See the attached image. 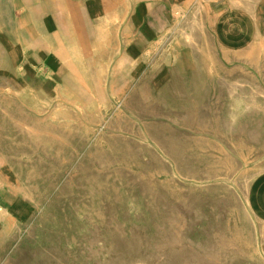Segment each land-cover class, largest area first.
Masks as SVG:
<instances>
[{"label":"rangeland","instance_id":"374dc122","mask_svg":"<svg viewBox=\"0 0 264 264\" xmlns=\"http://www.w3.org/2000/svg\"><path fill=\"white\" fill-rule=\"evenodd\" d=\"M10 1L16 4L14 17L7 0H0V186L13 204L22 185L41 202L30 206L32 214L22 232L0 236V264H200L196 254H183L186 248L207 258L218 253L217 263L212 257L208 264H264V219L252 211L247 199L249 184L264 170L262 127H253L260 121L221 119L226 106L220 98H234L228 108L249 107L238 97L246 94L247 80L261 78L253 72L257 61L244 56L234 66L235 74L230 63L223 71L226 65L208 26L214 19H203L204 26L197 19L193 34L205 43V49L199 48L203 51L199 61L188 54L189 63H180L184 54L177 49L178 61L166 63L164 57L173 59V49L158 38L152 43L161 47L152 57L148 47L141 58L128 57L126 65L117 60L118 43L115 47L110 41L109 48L104 42L93 54L81 50L77 66L63 62L57 69L35 53L28 38H22V31L29 29L18 19L25 5L21 2L17 7L20 0ZM215 1L189 0L186 10L194 4L209 9ZM7 19L15 23L8 24ZM157 56L163 58L158 69L165 65L168 69L156 80L149 73ZM20 64L34 67L36 77L28 78ZM111 99L123 103L115 131L137 129L150 117L163 125L153 144L139 151L141 176L131 184L126 169L119 176L100 171L103 160L120 158L125 151V147L111 148L110 135L90 154L80 152L73 178L59 176L61 161L47 155L61 144L56 132L65 134L63 146L68 149L73 137L88 126L92 130L91 123ZM204 106L218 107L217 133L188 125L192 111ZM20 110L35 119H24ZM45 121L64 126L59 131L40 127ZM29 124L41 136L29 135ZM115 184L120 186L117 193ZM157 185L163 199L158 198ZM196 195L202 197V206L192 202ZM186 196L190 204L182 206ZM173 202L179 206L172 213ZM78 207L89 208L93 218L80 219L75 214ZM197 215H202L196 224L201 234L187 238L183 245L188 223ZM32 225L30 237L27 231ZM68 226L75 230L88 226L102 237L94 243L92 255L73 254L71 246L58 250L61 256L46 247L45 254H34L33 245L42 234L43 240H53L54 233ZM211 228L218 232L217 243L210 242ZM175 229L179 239L173 237Z\"/></svg>","mask_w":264,"mask_h":264},{"label":"crops","instance_id":"0c3cea01","mask_svg":"<svg viewBox=\"0 0 264 264\" xmlns=\"http://www.w3.org/2000/svg\"><path fill=\"white\" fill-rule=\"evenodd\" d=\"M21 2L25 10L18 19L29 26L22 38H28L35 53L57 69L63 62L77 66L81 50L93 54L104 42L109 48L110 41L115 47L118 43L120 65H126L128 57L139 59L177 19L176 6L186 10L190 5L189 0H20L17 7ZM214 4L209 9L203 4L201 10L194 4L188 11L193 12L192 19H218V56L226 65L223 71L229 70L230 63L234 73V66L246 56L257 61L253 72L261 77L247 80L246 94L238 97L247 108H228L234 98L220 97L226 106L221 119L260 121L253 127H262L264 150V0H216ZM7 5L14 17L16 4L7 0ZM229 82L235 83L233 79ZM248 190L252 211L264 219V170L255 175Z\"/></svg>","mask_w":264,"mask_h":264},{"label":"bare ground","instance_id":"6f19581e","mask_svg":"<svg viewBox=\"0 0 264 264\" xmlns=\"http://www.w3.org/2000/svg\"><path fill=\"white\" fill-rule=\"evenodd\" d=\"M198 10L203 9V5H197ZM180 8L179 6H176L177 12V19H174V22L170 24L160 35H159V43L164 45L167 43V46L171 49H173V59L169 57H164L166 60V63H172L178 61L177 54L180 53L184 54L182 59L180 60V63L186 64L189 60L187 56L188 54L192 55L196 61H199L201 54L203 51L200 49H205V43L203 39L199 36L195 37L193 34V24L197 19H192L193 12L188 11ZM202 26H204L206 23L203 19L197 20ZM214 22H209L208 26L213 29V33L215 35L216 41L218 43V19H214ZM197 38V39H196ZM155 43V42H154ZM152 43L150 45V49L148 50L150 53V56L152 57V53L155 52V49L160 48L161 46H158V44ZM166 46V45H164ZM162 46V47H164ZM200 48V49H199ZM179 49V50H177ZM159 50V49H158ZM162 57L157 56V61L153 65V72L151 71L149 74L154 76V78H159L163 73L167 71V65H165L161 70L158 69V66L162 62ZM189 63V62H188ZM23 68H25V73L28 78L36 77V70L34 67L30 66V68L25 64H20ZM135 74V73H134ZM123 103L121 101H116L114 99H111L107 105V109L104 113H102L99 117V119L96 122L91 123L92 130L90 131V126L87 127V130L84 132H81L79 136L73 137L70 147L67 149L63 146L64 140H65V134L63 132H60L59 130L62 129L64 126L63 123H52V121L44 122V124H40V127H49L53 126V128L58 129L56 131V136L58 137V141H60L61 144H59L54 153L47 155H50L51 158L57 159L61 161V167L59 169V176H62V174L65 173L66 175H69L71 178H73V172L76 169L78 158L80 157V152L83 153L86 151L88 154L93 152L95 149H98L101 145L104 139H106L107 136H111V143L112 149L120 148L123 149L125 147V151L121 153V157H114L113 159H107L102 161L103 169L101 168L100 171H108L109 173H115L119 176V171L122 169H126L128 176L126 177V181L130 182L131 184L135 182L139 176H141V173L138 171L139 167L141 166V161L139 158V151L143 149H147V145L153 144V137L157 132H159L163 125L159 122L152 121L149 118V121H146L143 124H139L137 129L129 128L126 130H117L119 129L120 124L119 121V113L123 112ZM218 114V107L215 108H207L204 106L203 109H194L192 111V116L190 117V123L188 124L190 127L195 128L197 131L200 132H218V117L214 116ZM20 114H22L24 119H35L33 116L28 113H25L23 110H20ZM36 118H40L36 116ZM42 118L45 119V117L42 116ZM204 119V120H201ZM213 122H208L207 120H213ZM40 121V120H38ZM27 127V131L29 135L34 136H41V132L37 131L35 129H31V125L29 124ZM121 129V128H120ZM138 134V137L135 138V136ZM124 144V145H123ZM127 152V153H126ZM130 155V158L126 159L125 157ZM116 162V164H112ZM105 167V168H104ZM161 182V181H160ZM19 186V184L17 183ZM113 190L115 193L118 192L119 187L118 185H112ZM157 195L159 199H163V194L160 189H158L157 185ZM20 194L17 195L15 199V203L9 202L5 198V191L3 190L2 186H0V236L4 235H11L14 232H22L24 225L28 224L31 212V205H39L40 200L36 197H34L23 185L19 188ZM248 193L247 192V199H248ZM118 198V196H116ZM187 196L182 200L181 204L182 206H187L190 203L186 200ZM192 202L198 204L199 206L203 205L202 197L196 195L192 198ZM179 205H176L174 202L172 205H170V209L172 210V213L175 211V209ZM83 208V210H81ZM88 209L86 207H78L76 209L75 214L80 219H92V215L88 213ZM213 213V211H210V214ZM160 214V213H159ZM209 215V213L207 212ZM202 215H197L192 217V220L188 223V228L186 229V232L184 234V238L181 239L182 244L185 245L186 239L190 237H197L200 233V231L197 229V225L199 224L198 218H201ZM260 218V217H258ZM262 219V218H260ZM263 220V219H262ZM105 221H102L101 223H104ZM210 226L214 227L215 223L213 221H209ZM204 227L206 228V231H208V223L204 222ZM34 225V224H33ZM31 226L29 230L27 231V234L31 237L34 235V226ZM69 228H61L57 233H54L52 235L53 240H43L46 238L45 234H42V236L39 238V243L33 245L34 254L35 255H43L45 254L44 250L46 248L48 249H54L56 253L61 256V254L58 252V250H61L62 247H72V253L73 254H79V256H83L84 253L88 255L93 254V246L95 242H99L102 240V237L98 235L94 230L88 228V226H81L78 228V230L68 226ZM213 228H211V231ZM172 232L170 231V235ZM212 237L210 238V242H218V232L213 230L211 233ZM173 237L176 239H179V233L178 229L174 230ZM44 241V244L41 242ZM40 242L42 243V246H40ZM185 252L183 254L185 255H197V262L200 264H208L210 259H213L212 257H216L214 263H217V257L218 253L214 254H208L207 257L200 255L199 253H194L193 250L186 248L184 250ZM135 262H132L131 264H134ZM89 264H95L93 261H90ZM101 264H104V262H101Z\"/></svg>","mask_w":264,"mask_h":264}]
</instances>
